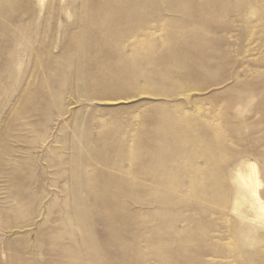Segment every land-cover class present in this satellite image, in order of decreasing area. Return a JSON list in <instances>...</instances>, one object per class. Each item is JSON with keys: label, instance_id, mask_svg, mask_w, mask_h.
Listing matches in <instances>:
<instances>
[{"label": "rangeland", "instance_id": "374dc122", "mask_svg": "<svg viewBox=\"0 0 264 264\" xmlns=\"http://www.w3.org/2000/svg\"><path fill=\"white\" fill-rule=\"evenodd\" d=\"M0 264H264V0H0Z\"/></svg>", "mask_w": 264, "mask_h": 264}, {"label": "bare ground", "instance_id": "6f19581e", "mask_svg": "<svg viewBox=\"0 0 264 264\" xmlns=\"http://www.w3.org/2000/svg\"><path fill=\"white\" fill-rule=\"evenodd\" d=\"M249 172L246 173L245 175L242 174L240 176L242 183L244 184V187H246L247 190L250 189L251 194L256 197L255 203H259L260 208L263 209L262 207V201L260 199V196L258 194V187L261 185L260 182V177H259V170L257 165L252 164L249 165ZM242 199H245L246 192L243 191Z\"/></svg>", "mask_w": 264, "mask_h": 264}]
</instances>
